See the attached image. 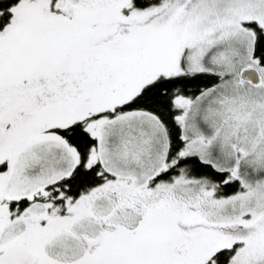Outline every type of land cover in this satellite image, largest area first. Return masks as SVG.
<instances>
[{
    "label": "snow or ice",
    "instance_id": "1",
    "mask_svg": "<svg viewBox=\"0 0 264 264\" xmlns=\"http://www.w3.org/2000/svg\"><path fill=\"white\" fill-rule=\"evenodd\" d=\"M0 264H264V0H0Z\"/></svg>",
    "mask_w": 264,
    "mask_h": 264
}]
</instances>
